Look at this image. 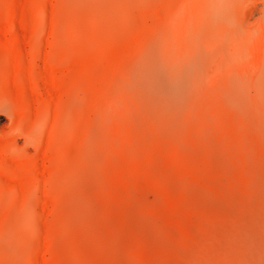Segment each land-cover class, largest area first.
Returning a JSON list of instances; mask_svg holds the SVG:
<instances>
[{
  "label": "rangeland",
  "instance_id": "obj_1",
  "mask_svg": "<svg viewBox=\"0 0 264 264\" xmlns=\"http://www.w3.org/2000/svg\"><path fill=\"white\" fill-rule=\"evenodd\" d=\"M195 10L0 0V264H264V43Z\"/></svg>",
  "mask_w": 264,
  "mask_h": 264
},
{
  "label": "bare ground",
  "instance_id": "obj_2",
  "mask_svg": "<svg viewBox=\"0 0 264 264\" xmlns=\"http://www.w3.org/2000/svg\"><path fill=\"white\" fill-rule=\"evenodd\" d=\"M189 1H192L193 7L196 8L195 12H197L195 18H193L194 20L191 16V19L193 21L190 22L191 24H188L185 30L186 36H189L190 39L205 38L215 40L221 39L226 35L234 34V32L238 34V32H236V29H230L229 25H234V23H241L242 25L244 24V31L247 32V41H250L251 43L249 57H251V54L255 50L257 51L262 43H264V0ZM181 4L182 6H186L184 2H181ZM181 4L178 5L180 6ZM187 6H189V4ZM181 9L182 11L180 17L182 16L183 20H185V16L184 14H182L185 8L180 7L179 11ZM179 11L177 8V17H179L180 13L177 14V12ZM162 43L159 46L151 45L150 50L145 54V65L149 67L150 71L142 70L141 73L144 77L146 76L147 80L149 79V81L152 82V84H154V86L157 88L168 89L170 87H173L174 89H176L174 91H176L181 97L189 96L190 91L193 88V84L186 81H176L177 77L175 78L173 76L175 78L174 81L172 77H169V75H167L164 71V63L162 56L160 55V51L163 48L162 47L160 49ZM225 43L226 41L224 42V44ZM166 44L164 47L165 49L168 48H166ZM202 48L204 49L203 46ZM236 90L239 91V87ZM187 100L189 99L187 98Z\"/></svg>",
  "mask_w": 264,
  "mask_h": 264
}]
</instances>
